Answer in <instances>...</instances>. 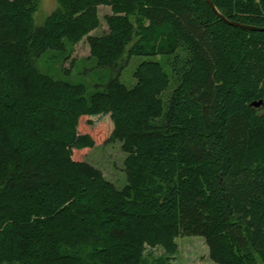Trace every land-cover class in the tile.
Wrapping results in <instances>:
<instances>
[{"label":"trees","instance_id":"1","mask_svg":"<svg viewBox=\"0 0 264 264\" xmlns=\"http://www.w3.org/2000/svg\"><path fill=\"white\" fill-rule=\"evenodd\" d=\"M210 1L264 27V0ZM38 6L0 0V264H148L179 236L264 264V31L206 0H57L35 25ZM84 37L108 73L93 92L38 67ZM116 112L121 188L74 150L94 145L81 118Z\"/></svg>","mask_w":264,"mask_h":264},{"label":"rangeland","instance_id":"2","mask_svg":"<svg viewBox=\"0 0 264 264\" xmlns=\"http://www.w3.org/2000/svg\"><path fill=\"white\" fill-rule=\"evenodd\" d=\"M57 0H39V6L34 14V24L39 25L44 18L56 7ZM108 6L98 7L100 26L89 34H99L107 28L104 15L109 14ZM145 59L143 57H132L129 65L121 75V81L131 87L135 83L133 72L136 66ZM39 69L54 77L55 79L67 80L74 84H84L87 92H93L96 86L106 81L108 73L95 67L94 59L89 58V45L86 38L67 48L65 53L51 52L43 55L38 61ZM68 73V74H67ZM105 116L100 119L81 118L79 131L91 135L94 145L90 148L81 147L77 150L79 158L99 169L103 176L121 188L125 183L123 160L126 151L122 142L116 141L112 144L104 142L111 127L118 124V115ZM124 119V118H123ZM123 121L121 120L120 123ZM125 122V121H124ZM177 249L172 254H165L160 246L146 247L148 264H158L157 258L166 256V264H217L209 257L207 245L199 236H179L175 238ZM261 263V262H260Z\"/></svg>","mask_w":264,"mask_h":264},{"label":"water","instance_id":"3","mask_svg":"<svg viewBox=\"0 0 264 264\" xmlns=\"http://www.w3.org/2000/svg\"><path fill=\"white\" fill-rule=\"evenodd\" d=\"M207 3L209 4V6L211 7V9L220 17L222 18L225 22L231 24V25H234V26H237V27H241V28H244V29H250V30H261V31H264V27H257V26H251V25H246V24H242V23H239V22H235V21H231V20H228L227 18H225L217 9L216 7L214 6V4L210 1V0H206ZM259 104H263V101L262 100H259L257 102H253V105H259Z\"/></svg>","mask_w":264,"mask_h":264}]
</instances>
